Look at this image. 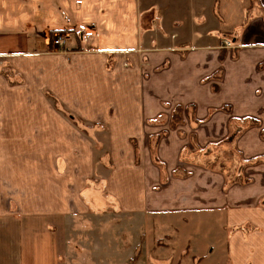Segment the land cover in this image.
<instances>
[{
    "label": "crops",
    "instance_id": "obj_1",
    "mask_svg": "<svg viewBox=\"0 0 264 264\" xmlns=\"http://www.w3.org/2000/svg\"><path fill=\"white\" fill-rule=\"evenodd\" d=\"M126 2L147 11L126 18ZM153 4L160 15L154 40L147 41L140 23L149 13L141 0H0V224L14 221L13 213L21 226L35 219L56 223L103 211L111 201L144 220L177 211L193 177L163 184L158 172L148 173L145 137L158 130L146 120L165 106L194 105L196 117L220 123L219 141L204 147L230 146L236 154L230 166L251 162L248 184L224 194L221 176L205 175L214 185H202L203 202L194 209L220 222L224 264H264V203L258 204L264 198V0ZM55 34L71 36L70 54L54 53ZM136 35L142 52L154 46L155 52L139 58L148 67L126 71V61L113 54L126 52V38ZM182 35L189 40L162 38ZM83 39L89 43L75 51ZM104 129L114 166L105 201L95 183L86 184L96 163L88 146H96ZM224 154L218 158L226 162Z\"/></svg>",
    "mask_w": 264,
    "mask_h": 264
},
{
    "label": "rangeland",
    "instance_id": "obj_2",
    "mask_svg": "<svg viewBox=\"0 0 264 264\" xmlns=\"http://www.w3.org/2000/svg\"><path fill=\"white\" fill-rule=\"evenodd\" d=\"M141 2L148 8L149 14L147 22L144 20L140 26L146 28V40H154L155 21L160 12L158 16L157 13L155 14L154 0H141ZM138 9L126 2V18L137 15L138 11L140 14L147 11L143 8ZM59 35L64 36V44L60 47L54 44V40ZM70 38L71 36L67 34L51 36L54 53L70 54L68 51L75 48ZM162 38L166 41H170V38L173 41L189 40L186 35H182L179 39L175 37L174 39L172 36ZM197 39L201 40V38ZM78 42L75 51H82L89 43V39ZM142 47L137 35L129 36L126 38V52L113 55H120L126 61L123 65L126 71L135 64L142 70L148 65L140 61V56L144 53H154L155 46L152 48L154 50L147 52H142ZM107 63L109 66L112 64L110 56ZM139 75V78L143 77ZM49 98L55 109H63L51 95ZM165 108L166 111H162L157 117L146 120L148 126L158 130V132L146 133V149L149 152V154L146 152L147 171L149 174L154 172L155 175L158 172L159 180L163 184H166L170 177L174 180H188L193 177L189 182L190 196L177 199L176 204L179 206L177 211L148 213L147 220H144L138 215L126 214L121 208L118 210L114 205L115 202L111 201L103 211L92 210V213L70 214L69 219L60 218L56 223L50 219L34 221L24 219L23 221L31 223L26 225L25 221L22 222L24 223L22 226L19 222V225L17 224L16 220L20 218L13 213L14 221L8 222L7 226L0 224V264H224V261L227 262L223 259L226 254V238L223 239L218 234L222 231L218 228L220 222L204 220L201 210H195L194 207L202 205V193L207 189L202 185H214V178L205 175L216 178L221 176L220 189L224 194L234 185L248 184L250 179L245 176L247 169L245 167L251 162L242 163L241 159L240 164L230 166L229 161H233L236 156L230 146H227L226 151H220L219 147L208 148L211 143L219 141L220 123L204 117L197 116V118L196 106L172 107V109L165 106ZM210 122L213 124L210 125ZM77 125L81 126L79 123H76ZM91 133L88 132L90 135ZM170 134L172 137L168 138ZM166 138L168 139L162 143ZM107 139V132L104 129L98 135L99 142H94L96 146L93 148L88 146V156H93L96 163L93 168L94 174L90 175L86 183L87 187L95 183L97 185L95 193L102 194L104 201L111 199L108 196L110 188L107 189L106 179H109L114 167L111 163ZM231 142L232 139L228 140V143ZM206 143L209 144L204 147ZM222 152H225L226 162L218 158ZM241 154L245 158L249 157L242 152ZM138 156L137 164L140 163L139 153ZM147 164L143 167L146 168ZM100 184H103L102 188L98 186ZM150 184L153 182L150 181ZM262 203L264 198L258 202L259 205ZM208 222L213 223L209 225ZM212 253L213 257L208 259Z\"/></svg>",
    "mask_w": 264,
    "mask_h": 264
},
{
    "label": "built area",
    "instance_id": "obj_3",
    "mask_svg": "<svg viewBox=\"0 0 264 264\" xmlns=\"http://www.w3.org/2000/svg\"><path fill=\"white\" fill-rule=\"evenodd\" d=\"M63 37H64L63 35L57 36V38L54 40V44L59 47L62 46L64 44ZM223 45L224 47H230V43L226 41L223 42Z\"/></svg>",
    "mask_w": 264,
    "mask_h": 264
},
{
    "label": "trees",
    "instance_id": "obj_4",
    "mask_svg": "<svg viewBox=\"0 0 264 264\" xmlns=\"http://www.w3.org/2000/svg\"><path fill=\"white\" fill-rule=\"evenodd\" d=\"M176 110H177V109H176ZM179 110H180V109H179ZM179 110H178V111H179ZM178 111H177V112H178Z\"/></svg>",
    "mask_w": 264,
    "mask_h": 264
}]
</instances>
